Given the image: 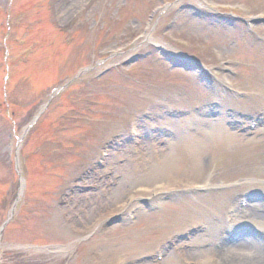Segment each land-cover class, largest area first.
<instances>
[{"label": "rangeland", "instance_id": "1", "mask_svg": "<svg viewBox=\"0 0 264 264\" xmlns=\"http://www.w3.org/2000/svg\"><path fill=\"white\" fill-rule=\"evenodd\" d=\"M40 1L37 8L36 0H0V8L16 12L9 24L0 18V53L19 45L7 95L14 106L0 110V227L21 193L16 160L28 177L25 208L37 212L36 218L15 213L0 238V264H212L217 258L209 249L226 215L264 236V205L238 209L241 192L264 190V123L254 120L264 114V0ZM255 18L259 24L248 27ZM88 28L92 35L77 33ZM54 29L65 32L56 36ZM145 32L150 38L140 47L121 48ZM77 34L75 44H53ZM47 36L44 51L32 49ZM155 45L193 56L204 69H171ZM117 47L121 55L106 61ZM136 55L150 56L132 64ZM5 60L0 54V103ZM90 65L72 96L53 99L44 111L53 91ZM107 69L111 77L100 84L97 76ZM76 103L89 115L73 123ZM13 108L14 122L7 120ZM13 133L19 139L13 138L11 159ZM54 135L67 147L44 177L30 155ZM48 191L55 193L43 196ZM140 198L147 203L130 224L126 215ZM119 215L122 221L110 226ZM225 245L220 255L231 251Z\"/></svg>", "mask_w": 264, "mask_h": 264}, {"label": "bare ground", "instance_id": "2", "mask_svg": "<svg viewBox=\"0 0 264 264\" xmlns=\"http://www.w3.org/2000/svg\"><path fill=\"white\" fill-rule=\"evenodd\" d=\"M256 241L257 243L246 242L245 244H240L235 253L241 256L239 259L235 257L233 263L230 264H264V243L258 238Z\"/></svg>", "mask_w": 264, "mask_h": 264}]
</instances>
